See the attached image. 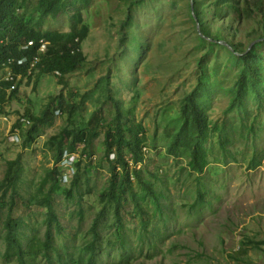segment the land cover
Masks as SVG:
<instances>
[{
  "label": "rangeland",
  "instance_id": "obj_1",
  "mask_svg": "<svg viewBox=\"0 0 264 264\" xmlns=\"http://www.w3.org/2000/svg\"><path fill=\"white\" fill-rule=\"evenodd\" d=\"M60 1L64 8L55 16H44L39 28L56 29L60 41H65L72 25H80L74 23L79 8L88 28L80 43L83 60L66 73L57 70L37 76L39 70H34L30 77H19L16 95L0 105V181L8 161L18 158L20 163V197L13 216L28 223L27 232L36 230L42 236L47 210L42 201L51 187L47 173L56 165L51 137L63 128L70 132L86 127L94 136L89 154L81 150V144L73 151L80 164L75 171L77 186L72 188V177L58 171L61 180L56 175L57 185L50 191L52 209L68 244L81 246L90 241L93 219L101 213L95 244L104 252L97 264H264V91L259 101L246 95L243 110L230 106L240 63L224 46L199 40L192 0H136L133 4L127 0ZM246 1L241 0L240 7L252 12L239 17L231 8L213 17L209 0H198V5L205 7L210 33L225 37L227 47L232 43L254 47L262 57L264 77V23L255 8L261 3L264 11V0ZM36 2L23 0V7L30 12ZM127 14L130 24L122 27ZM227 23L234 33L226 34L223 26ZM199 61L211 87L205 104L210 153L205 171L196 175L188 170L186 156L173 157L165 152V146L168 130L179 120L183 96L198 82ZM3 74L5 70H0V81ZM107 88L113 100L119 99L124 118L143 129L146 157L136 168L165 194L160 200L161 216L148 200L143 212L136 211L124 194L119 214L131 254L129 262L119 259L112 202L106 205L100 199L110 180L104 140L115 114ZM5 89L10 91L7 86ZM22 116L40 117L39 122H33L35 130L28 144L24 138L33 127L32 119L23 124ZM97 119L99 124L93 128ZM71 138V133L67 134L63 149ZM124 156L130 157L127 150ZM149 170L158 177L149 176ZM68 188L71 195L66 193ZM197 190L203 192V201L193 206ZM5 212V207L0 209V232ZM141 220L146 221L145 229ZM36 262L45 264L42 257ZM0 264L17 263L13 257L4 260L0 256Z\"/></svg>",
  "mask_w": 264,
  "mask_h": 264
},
{
  "label": "trees",
  "instance_id": "obj_2",
  "mask_svg": "<svg viewBox=\"0 0 264 264\" xmlns=\"http://www.w3.org/2000/svg\"><path fill=\"white\" fill-rule=\"evenodd\" d=\"M84 1V0H76ZM130 4L136 0H127ZM241 0H209V5L212 6V15L216 17L218 13H222L225 9L231 8L238 17L247 15L252 10L247 7H240ZM247 2L246 0H244ZM193 14L199 23L200 36L199 40L207 42L210 45L216 44L224 46L234 57L235 61H239V72L232 86V96L230 106L236 109H244V97L250 95L255 100H260L264 91V77L262 76V57L257 54L253 48H242L241 44L232 43L227 47L225 37L212 35L208 29L205 20V7L199 8L198 0H192ZM65 4L60 0H37L35 8L28 12L23 0H0V70L3 69L2 63L9 57L19 58L23 55L27 60L23 64L16 62L11 64L12 72L20 75V78L30 77L34 72V68L28 74V66L30 59L37 53L38 40L40 38L47 41V50L45 54L40 55V61L37 64L38 74L54 72L59 70L61 73H66L73 70L82 60L83 54L80 49L81 40L86 36L87 25L83 23L79 8H76V15L72 25L71 33L65 41H60L62 37L56 29L41 30L39 28L42 19L46 15L55 16L63 8ZM255 8L261 12V20L264 23V11L262 4L257 3ZM22 9V11L20 10ZM129 9V7L127 8ZM38 13V17L34 18V13ZM193 14H190L194 19ZM27 16V17H26ZM33 21V24H32ZM130 24V16L127 14L123 22V26ZM227 29L226 34H232L231 24H224ZM264 35V33H263ZM77 38V41H75ZM264 38V36H262ZM122 41V37L120 38ZM28 40H34V45L22 49ZM137 41L136 38H131ZM221 42H224L222 44ZM229 45V44H228ZM78 47L79 50L70 52V48ZM200 72L198 74V82L196 86L187 94H185L180 102V117L177 124L168 130V136L165 146V152L169 155L187 157L188 170L196 175L202 174L209 164L208 155L210 153L208 147V139L210 136L209 119L205 104L210 97L211 90L206 73L203 71L201 61H199ZM36 68V67H35ZM9 83L4 80L0 81V105L17 93V87L6 92V86ZM107 97L113 100L111 91L107 88ZM115 114L108 125L105 133V158L109 163L110 180L108 189L103 191L100 199L106 205L112 202L115 216V235L119 243V259L129 262L131 260L130 250L126 247V238L123 232V221L119 214V209L123 205V196L127 194L130 198L134 209L138 212H143V203L148 200L154 207V212L159 216L162 214L161 198L165 194L161 189L153 186L150 178L145 179L141 175V171L136 168L139 164L142 165L146 154L143 151L146 148L142 127L133 125L131 119L124 118L119 99L113 100ZM45 113L43 111L42 115ZM23 117V116H22ZM27 118V117H26ZM33 127L26 133L24 141L28 144L32 140V132L35 130L33 122H39V116H30ZM28 118V119H29ZM99 119L94 120L93 128L99 124ZM71 133L72 138L68 143L67 149H63V143L67 134ZM66 135V136H65ZM94 133L87 130L86 127L71 129L70 132L63 128L56 136L51 137V143L54 145V162L57 163L64 150L74 151L78 144L82 145V151L88 152L90 141ZM222 140L220 138L221 147ZM143 148V149H142ZM129 152L130 157L126 158L125 151ZM113 154L112 158L109 155ZM79 162H76V167L79 168ZM20 163L18 158L7 162V167L4 176L0 181L1 198L0 209L5 207V215L3 220V230L0 232L3 249L0 256L4 260L15 258L17 264H37L36 259L42 257L45 264H97L98 257L104 252L102 248L95 244V229L99 224L101 213L97 214L92 222L93 238L90 241L83 243L81 246L68 244L63 233V225L58 220L56 213L52 209L50 191L53 190L56 184L58 175V167L55 165L50 168L47 175L51 180V187L44 195L42 204L46 206L45 229L42 236L36 233V230L27 232L29 229L28 223L23 218L13 216V209L16 200L20 197L17 184L19 182ZM149 176L158 177L157 172L148 171ZM75 173L71 179L70 186L75 188L79 181V175ZM132 178L138 184V191L132 186ZM57 185V184H56ZM53 186V187H52ZM7 198H5L6 193ZM72 189L66 190L67 195H71ZM5 198V199H3ZM203 201V192L197 190V199L193 206H197ZM77 214L79 219L82 217V210L79 207ZM142 227L145 229V220H141ZM149 238V237H148Z\"/></svg>",
  "mask_w": 264,
  "mask_h": 264
},
{
  "label": "built area",
  "instance_id": "obj_3",
  "mask_svg": "<svg viewBox=\"0 0 264 264\" xmlns=\"http://www.w3.org/2000/svg\"><path fill=\"white\" fill-rule=\"evenodd\" d=\"M75 41H77V38H75ZM34 45V40H28L24 45H22V49H26L30 46ZM47 50V41L40 38L38 40V47H37V53L32 56L29 62L27 73L29 74L32 71V68L34 70H38L37 64L40 61V55L45 54ZM79 50L78 47H72L70 48V52L73 53L74 51ZM27 60V57L25 55L15 58V57H9L7 58L3 63V73L5 70V74L2 76V80L5 82H8L9 85L7 86L8 90H12L16 87L17 81L20 77L19 74L15 75L11 70V64L16 62L17 64H23ZM36 67V68H35ZM56 73L57 70H54ZM20 121L23 122V124H29L30 120L26 117H21ZM113 157V154H110ZM78 161V154H76L73 151H67L64 150L60 159L56 163V166L59 169V172L61 171L63 176L69 175L70 177H73L76 171V162ZM58 178L61 180V174L58 173Z\"/></svg>",
  "mask_w": 264,
  "mask_h": 264
},
{
  "label": "clouds",
  "instance_id": "obj_4",
  "mask_svg": "<svg viewBox=\"0 0 264 264\" xmlns=\"http://www.w3.org/2000/svg\"><path fill=\"white\" fill-rule=\"evenodd\" d=\"M65 180H67V177H65Z\"/></svg>",
  "mask_w": 264,
  "mask_h": 264
}]
</instances>
